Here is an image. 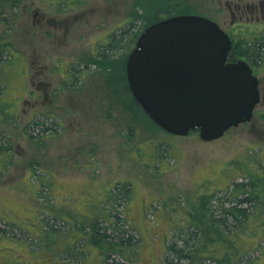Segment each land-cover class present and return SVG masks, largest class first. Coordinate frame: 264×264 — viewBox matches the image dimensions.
Masks as SVG:
<instances>
[{
	"label": "rangeland",
	"instance_id": "rangeland-1",
	"mask_svg": "<svg viewBox=\"0 0 264 264\" xmlns=\"http://www.w3.org/2000/svg\"><path fill=\"white\" fill-rule=\"evenodd\" d=\"M166 1L0 0V264H164L199 193L251 173L264 183L263 104L214 141L174 135L132 102L126 64L138 38L112 55L115 68L100 62L113 34L144 28L136 14L168 17ZM169 1L172 14L230 32L264 27V0ZM95 211L102 225L118 216L131 244L88 240ZM254 221L264 235V210ZM255 255L264 264V239Z\"/></svg>",
	"mask_w": 264,
	"mask_h": 264
},
{
	"label": "water",
	"instance_id": "water-1",
	"mask_svg": "<svg viewBox=\"0 0 264 264\" xmlns=\"http://www.w3.org/2000/svg\"><path fill=\"white\" fill-rule=\"evenodd\" d=\"M231 36L199 14L162 18L139 35L129 54V88L163 130L203 141L252 120L261 101L260 79L243 58L230 61Z\"/></svg>",
	"mask_w": 264,
	"mask_h": 264
},
{
	"label": "trees",
	"instance_id": "trees-1",
	"mask_svg": "<svg viewBox=\"0 0 264 264\" xmlns=\"http://www.w3.org/2000/svg\"><path fill=\"white\" fill-rule=\"evenodd\" d=\"M12 1L16 4L20 0ZM65 2L68 4L70 1L57 0L58 5ZM165 4L169 7H163V12L171 16V10L175 6L169 0ZM148 15L147 11L136 14L135 18L145 22L144 28L139 33L132 34L133 32L128 27L113 34L111 42L99 55L101 56L100 62L107 63L111 68L121 63L117 57L113 56L124 47V42L128 41L129 48H131L134 40L147 26L160 20L157 16L152 21ZM240 55L248 59L251 57L254 60L263 61L264 33L258 34L252 40L247 32L240 36L238 41L233 42L229 60L236 61L240 59ZM132 100L141 106L135 98ZM254 178L255 175L252 173L247 174L242 177V180L231 183L225 190H214L204 195L199 193L198 200L194 203L196 205L193 219L190 220L191 223L185 231L181 232L182 235L169 244L164 264H258L255 252L261 248L264 235L257 234L254 218L264 210V183L257 182ZM95 213L97 217L94 216L95 218L89 223L93 226V232L88 240L95 242L97 239L99 242L96 243L106 245L111 251H118L122 249V246H127V243L131 244L133 235L129 234L128 230L119 223L118 216H115L116 219H113L110 224L102 225L99 220L100 212L95 211ZM47 230H55V225L50 223ZM0 231H2L1 228Z\"/></svg>",
	"mask_w": 264,
	"mask_h": 264
},
{
	"label": "flooded vegetation",
	"instance_id": "flooded-vegetation-1",
	"mask_svg": "<svg viewBox=\"0 0 264 264\" xmlns=\"http://www.w3.org/2000/svg\"><path fill=\"white\" fill-rule=\"evenodd\" d=\"M261 5H262V11H264V3L262 2L261 3ZM256 8V7H255ZM255 10V9H254ZM257 10H259V9H256V11ZM263 17H264V15H263ZM261 19V18H260ZM218 22V21H217ZM219 23V22H218ZM220 24V23H219ZM260 24H262V23H260ZM259 24V25H260ZM258 25V26H259ZM220 26L222 27V25L220 24ZM256 26H257V24H256ZM257 26V27H258ZM262 26H264V25H262ZM257 27L255 28V29H252V27L250 28L251 30H248V31H246L245 29H243L241 26H240V28H238L236 31H234V32H230V31H228L227 29H225V31H227L229 34H230V36H231V38H232V41L233 42H235V41H238L239 40V38H240V36H242L243 34V32H244V35H245V33H247L248 32V34L250 35V38L253 40L254 39V37H257L258 36V34H261V33H263L264 32V27L262 28V30H260V32L259 33H257ZM223 28V27H222ZM224 29V28H223ZM241 57L240 58H243V59H245V60H247L248 62H249V64L251 65V67H252V69H253V72H254V70L256 69L257 70V76H258V70H260V69H262V68H264V60L263 61H260V60H254V59H252L251 57H250V59H248L247 57H245L244 55H240ZM255 74V73H254ZM259 77V76H258ZM259 79H260V85H259V87H260V93H261V101H260V103H259V105L260 104H263L264 105V82H263V80H262V78H260L259 77ZM256 110V109H255ZM254 115H255V111H254ZM262 115H264V112H262ZM254 117V116H253ZM253 119V118H252ZM252 121V120H251ZM247 123V122H246ZM243 124H245V123H243Z\"/></svg>",
	"mask_w": 264,
	"mask_h": 264
}]
</instances>
